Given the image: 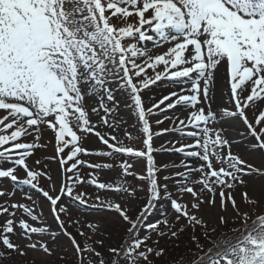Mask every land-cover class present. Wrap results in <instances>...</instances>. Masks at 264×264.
Instances as JSON below:
<instances>
[{
  "label": "snow or ice",
  "instance_id": "1",
  "mask_svg": "<svg viewBox=\"0 0 264 264\" xmlns=\"http://www.w3.org/2000/svg\"><path fill=\"white\" fill-rule=\"evenodd\" d=\"M145 42L169 47L153 55ZM220 68L225 69L229 78L232 108L214 112L209 85ZM161 80L190 87L163 96L158 103L145 108L142 92ZM113 84L129 91L132 101L129 106L137 111L145 135L144 150L123 144L115 135L106 137L90 119L85 97L98 95L105 113L102 123L115 128V122L109 123L108 119L112 109L103 104L105 99L115 102L116 89L110 86ZM257 101H264V0H0V110L5 113L0 118V179L38 189L50 202L61 228L64 222L60 213L67 212L62 203L57 208L62 196L71 197L80 205L117 213L129 225L128 239L119 248L110 249L111 264H120L122 260L125 264H139L141 260L150 264L149 255H164V249L147 246L149 237H139L142 227L149 232L157 231L160 236L167 234L158 230L159 223H144L155 203L164 198L171 199L172 208L178 214L177 222L181 217L186 221L177 231H171L173 226L166 219L163 221L172 237H177L185 227L193 231L200 228L213 244L205 250L193 235L200 252L193 253L192 264H264V191L259 196L250 194L249 180L245 179L264 178V165L255 166L233 154L229 141L210 127L225 116L241 119L253 138L250 150L264 158V110L257 106ZM177 105L192 109L187 122L181 119L179 124L194 129L186 135L195 138V143L174 150L203 161L196 168L183 165L190 172L200 173L199 179L193 181L200 185L199 190L187 183V174H176L184 178L179 191L190 193L194 198L191 206L172 199L167 186L159 183L157 173L161 168L153 155L158 149L153 147L154 133L148 117L157 114L155 110L164 112ZM246 110L254 115L258 112L254 123L249 121ZM155 122L163 123L162 120ZM46 131L53 134L57 153L54 158L59 160L64 172L60 194L56 196L38 188L41 177L51 180V176L28 163L35 150L42 147L39 141ZM89 133H94L106 150L86 148L84 141ZM28 137L33 138L32 142H25ZM192 148L199 150L186 151ZM115 154L146 158V176L134 172L127 160L119 164L124 177L136 176L150 184V199L136 219L119 202L96 195L99 203L89 205L87 193L80 191L74 195L77 185H91L106 193L135 198L137 189L123 178L119 184L101 180V172L113 168V163L82 159ZM5 163L11 166L3 167ZM39 164L41 161L36 160L35 165ZM81 166L92 171L81 175ZM5 195L0 191V197ZM25 198L32 199L30 195ZM204 204L210 209L218 205L221 213L231 209L235 215H219L218 223L222 226L229 220L235 223L239 219L242 227L231 229L234 239L211 241L209 233H215L216 227L209 228L208 221L200 214ZM242 206L251 208L252 212ZM17 210H22L32 221L40 219L34 206L0 203V215L7 213L12 217L0 226L3 248L0 260L11 253L25 256V249H39L52 255L47 242L33 240V235L49 234V228L35 226L23 218L17 223ZM87 227L95 234L103 224L95 222ZM64 234L72 240L78 255L87 252L101 256L92 246L82 248L66 230ZM79 234L85 235L83 231ZM51 235L54 239L55 234ZM13 236H20L27 243L22 247ZM80 264H84L82 256ZM99 264H105L103 258Z\"/></svg>",
  "mask_w": 264,
  "mask_h": 264
},
{
  "label": "rangeland",
  "instance_id": "2",
  "mask_svg": "<svg viewBox=\"0 0 264 264\" xmlns=\"http://www.w3.org/2000/svg\"><path fill=\"white\" fill-rule=\"evenodd\" d=\"M134 21V18H130ZM145 46L150 50V54H160L167 50L169 47L168 44L162 46H154L152 42H145ZM149 75L152 74V70H148ZM169 85L163 92L156 95H148L147 91H154L159 86ZM184 86V88L190 87L187 84L174 83L170 80H161L156 84L152 85L150 89H145L142 92V98L145 103V108L151 107L153 104L159 102L163 96L169 95L172 92L180 93L177 86ZM115 90V102H109L106 99L103 101L104 106L112 109V115L108 117L109 123L115 122V128L108 127L102 123V117L105 115L103 108L101 107L100 96H86L85 103L89 110V115L91 121L97 125V130L104 134L106 137L111 134L115 135L119 141H122L123 144L131 146L138 150H144V139L145 135L142 130V124L138 119L137 111L134 107H130L132 104L131 97L128 89L126 88H116V85H110ZM173 86L175 88H173ZM203 86V84H202ZM173 100L176 97L172 98ZM169 101H165V104ZM161 108L164 105L160 106ZM182 105H177L175 108L168 109L167 111L161 112L155 110L157 114L149 115V120L152 125L153 135V147L158 149L153 153L156 164L161 168V171L157 173L159 183L161 185L167 186V191L172 194V199L178 200L180 203L188 204L191 206L194 203V198L190 193L183 192L181 193L179 189L183 184L184 178L182 176L176 175L177 173H185L188 175L187 183L199 190L200 185L193 183V181L199 179L200 173L198 171L190 172L188 168L184 167V164H188L191 168H196L203 163L200 159L196 157H188L185 153H180L175 151V148H179L181 145L194 144L195 138L187 136L186 133L193 131L191 127L183 128L179 124V114L182 111ZM262 109V105L259 106ZM97 108L98 112H92L91 109ZM130 113V115L128 114ZM250 122H255L258 112L249 113L246 110ZM5 115L3 110H0V118ZM126 115L131 117L127 119ZM167 116L169 119H165ZM162 120L163 123L157 124L155 121ZM187 122V117L184 119ZM223 121H236L240 126L244 122L239 118L232 117H223L219 118L216 122L210 125L218 131L221 132V135L229 141L231 146V152L233 154L239 155L242 159L247 160L249 163H252L255 166L264 165V158L258 156L256 153L253 156H256L259 159L256 162L246 159L241 154V146L244 145L243 149L251 151V144L253 143V138L249 134V130L245 125L238 128L226 127L222 123ZM7 123V121L5 122ZM167 129V131H164ZM155 133H160V135H155ZM130 134L131 139H129ZM32 137H28L25 142H32ZM52 141V143H49ZM39 143L42 147L35 150L33 156L28 159V163L37 170L46 171L50 176L51 180L41 177L39 180L38 188H43L45 191L53 196L59 195V190L61 187V181L64 178L63 166L60 165L59 160L54 157L57 156L54 147L53 134L51 131H46L41 137ZM84 146L91 151L97 150H106L99 139L94 135V133L87 134V139L84 141ZM168 149V150H164ZM199 149L192 148L186 149V151H197ZM82 159L94 162V163H113L114 167L111 169H104L101 172V180L107 182H115L119 184L121 179L126 180L127 184L135 187L137 189L135 198H128L126 196H121L114 192H104L103 190H98L91 185H77L74 190V195L83 191L88 194L89 200L88 204L99 203L95 200V196L99 195L105 200H113L119 202L128 210V214L133 218L140 214L143 207L148 203L150 199V184L148 180H141L136 178V176H126L124 177L119 164L122 160H127L133 165V171L138 173L141 176L147 175V163L146 158L141 157H129L123 156L120 154H115L113 157H98V156H83ZM40 160L41 164L35 165V161ZM45 165L47 167H45ZM167 165V167H163ZM10 164H3V167H10ZM219 167V164L216 165ZM92 170L81 166V175H86ZM21 177H24L25 174L20 170ZM168 177V179H165ZM249 180V191L250 194L253 192L259 196L262 191H264V178L260 177H245ZM261 182L262 187L258 186V183ZM255 183V185H253ZM257 183V184H256ZM53 188L55 190H53ZM0 191L6 193L5 196L0 197V203H5L6 205H11L13 203H23L30 206H34L37 214L39 215V221H32L27 217L22 210L16 211L15 219L17 223L19 219L23 218L28 220L29 223L34 224L35 226H47L49 228V234L44 236L33 235L34 241L43 240L47 242L48 247L53 250L52 255L44 253L42 250H32L25 249L26 255L20 256L17 253H11L8 258L0 260V264H80L81 256L83 257L84 264H99V259L103 258L105 264H111L113 254L110 252L111 248H119L121 244L128 239L127 229L129 225L126 222H123L119 218L118 214L114 211H109L105 208H92L89 206H82L77 201L71 197L62 196L61 201L58 203L57 208H59L60 203H62L67 208V212L60 213V218L64 222L63 228L56 220V216L52 211V206L46 197L42 195L40 191L36 188H32L28 185H16L10 179L3 178L0 179ZM239 189L237 190V192ZM14 193V194H13ZM26 195L31 196V200L26 199ZM236 198L239 200V195H236ZM218 199V197H217ZM244 210L252 212L251 208L247 206H242ZM11 212L12 209L9 208ZM209 223V228L215 226L216 232L209 233L212 242H219L221 240L234 239L235 234L231 231L233 228L242 227L241 221L236 219V222L233 223L229 220L226 225H219L218 216L225 215L226 217H233L235 214L229 209L226 213H221L219 207L210 209L207 204L201 205L200 213ZM177 213L172 208L171 199L164 198L155 203V207L150 211L147 219L144 221L146 224H156L159 223V231H164L166 235L160 236L157 231L149 232L146 228H141L139 230V237L143 238L145 236L149 237L147 240V246L158 249H164V255L156 257L154 255H149L150 264H192L193 253L199 254L200 250L197 249L196 244L192 240V236L195 235L200 244L203 245L204 249L213 247V244L205 238L203 231L200 228H197L193 231L190 227H185L184 231L178 232L177 237L171 236V231H177L179 228L186 224V221L183 217L177 222ZM12 218L7 213L0 215V226H3L7 219ZM167 220L168 225L173 226L171 231L165 227L163 221ZM79 221V224L74 223ZM100 222L103 224V227L93 234L90 229L87 227L90 223ZM70 233L71 236L75 237L76 241L81 245L82 248L86 246H92L97 252L101 254L100 257H96L94 254L82 253L77 254L75 247L72 244V240L69 236L65 235L64 232ZM83 231L85 235L81 236L79 233ZM17 232H20V229L17 228ZM51 233L55 234V238ZM13 240L18 242L22 247L27 243L20 236H13ZM100 241L103 243L101 244ZM158 241V243H156ZM0 250H3L0 246ZM143 250V249H142ZM214 251L216 249H213ZM120 264H125L122 260ZM139 264H146L145 261H139Z\"/></svg>",
  "mask_w": 264,
  "mask_h": 264
},
{
  "label": "bare ground",
  "instance_id": "3",
  "mask_svg": "<svg viewBox=\"0 0 264 264\" xmlns=\"http://www.w3.org/2000/svg\"><path fill=\"white\" fill-rule=\"evenodd\" d=\"M229 78L225 72L224 68H220L218 72H216L214 74V81L212 83H210L209 88H210V94L213 96L212 100L210 101L211 104V109L214 112H221L224 109H231L232 108V103L229 101V89H230V84H229ZM201 84H203V81L201 82ZM177 86L176 88H178L177 91L180 92L181 88H184V86H178V85H174ZM173 86V88H175ZM169 87V85H162L159 86L156 90H152V91H147L148 95H156V94H160L161 92H163L164 90H166V88ZM183 94H189L188 92H184ZM257 106H261L262 105V110H264V101H257L256 102ZM190 111H192V109L183 106L182 107V111L179 114V119H185L187 117H189V113ZM250 114L253 112L248 111ZM130 115V113H128ZM129 115H126L127 119H131V117H129ZM224 126L226 127H234V128H238V126H240L236 121H223L222 123ZM243 128V126L245 125L244 123L241 124ZM246 127V125H245ZM241 146V154L246 157V159L248 160H252V162H256L257 160L259 161V159L255 155L256 153H258V156H260L261 154L259 152H249L247 149H243V146ZM257 184V183H256ZM253 185H255V183H253ZM259 187H262L261 182L258 183ZM85 206V205H82Z\"/></svg>",
  "mask_w": 264,
  "mask_h": 264
}]
</instances>
